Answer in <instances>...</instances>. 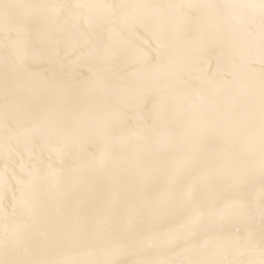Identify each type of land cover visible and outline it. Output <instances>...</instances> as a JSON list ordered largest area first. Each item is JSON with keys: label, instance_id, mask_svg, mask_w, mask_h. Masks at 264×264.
I'll list each match as a JSON object with an SVG mask.
<instances>
[{"label": "snow or ice", "instance_id": "snow-or-ice-1", "mask_svg": "<svg viewBox=\"0 0 264 264\" xmlns=\"http://www.w3.org/2000/svg\"><path fill=\"white\" fill-rule=\"evenodd\" d=\"M0 264H264V0H0Z\"/></svg>", "mask_w": 264, "mask_h": 264}]
</instances>
